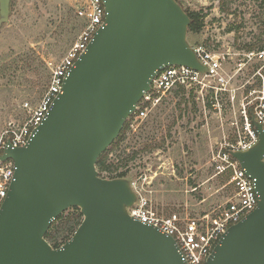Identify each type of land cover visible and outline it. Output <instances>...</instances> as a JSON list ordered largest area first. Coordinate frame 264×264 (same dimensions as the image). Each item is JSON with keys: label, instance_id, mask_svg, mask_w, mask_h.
<instances>
[{"label": "water", "instance_id": "obj_1", "mask_svg": "<svg viewBox=\"0 0 264 264\" xmlns=\"http://www.w3.org/2000/svg\"><path fill=\"white\" fill-rule=\"evenodd\" d=\"M12 0H0L7 23ZM106 19L76 62L25 147L5 148L14 178L0 211V264H186L176 241L128 214L131 182L105 179L99 158L120 136L158 73L184 66L208 73L188 42L179 0H103ZM258 142L231 155L256 181L258 207L222 236L207 264H264V126ZM72 208L83 221L58 249L46 239Z\"/></svg>", "mask_w": 264, "mask_h": 264}, {"label": "rangeland", "instance_id": "obj_2", "mask_svg": "<svg viewBox=\"0 0 264 264\" xmlns=\"http://www.w3.org/2000/svg\"><path fill=\"white\" fill-rule=\"evenodd\" d=\"M81 4L12 0L8 22L0 23L1 146L9 139L6 132L26 121L24 105L35 107L42 98L48 63H59L78 40L83 21L76 8ZM179 4L204 17L202 32H188V42L218 59L219 69L209 72L207 86L168 92L145 121L132 127L128 119L122 140L107 150L108 164L120 169L100 176L112 179L125 172L163 215L213 217L234 196L229 175H217L215 157L247 141L246 116L253 124V118L261 123L264 115V0ZM63 215L55 224L60 238L84 219L79 208Z\"/></svg>", "mask_w": 264, "mask_h": 264}, {"label": "built area", "instance_id": "obj_3", "mask_svg": "<svg viewBox=\"0 0 264 264\" xmlns=\"http://www.w3.org/2000/svg\"><path fill=\"white\" fill-rule=\"evenodd\" d=\"M81 1L82 4L76 8L77 17L83 21L78 40L59 63H48L50 78L42 98L35 107L29 103L24 105L28 113L27 119L23 125H13L6 132L9 139L3 146L0 145V156L9 144L13 148L25 147L28 144L33 133L47 118L55 99L63 92L66 77L79 58L87 51L96 33L105 25L106 11L103 0ZM194 49L200 61L208 68V73L201 74L184 66L169 67L160 71L152 82L151 90L144 94L136 111L129 118L132 127L145 121L150 113L161 104L166 94L176 87L182 86L184 89L193 90L198 85L207 86L209 72L217 73L219 61L202 48ZM260 121L264 126V115L260 117ZM244 125L248 134L247 141H241L237 146H229L215 157L217 175L228 174L229 183L234 192L233 198L217 215L213 214V217L207 214L197 217H184L178 214L163 215L152 200L143 194V188L136 182H131L138 199L133 206L128 208V214L141 223L154 226L161 233L174 238L186 264H207L209 257L228 229L238 224L258 207L259 196L256 181L231 155L232 151L249 150L258 142L257 132L248 116H246ZM6 163L10 164V168L4 167ZM13 178L14 162L12 160L3 162L0 157V211L8 196Z\"/></svg>", "mask_w": 264, "mask_h": 264}, {"label": "trees", "instance_id": "obj_4", "mask_svg": "<svg viewBox=\"0 0 264 264\" xmlns=\"http://www.w3.org/2000/svg\"><path fill=\"white\" fill-rule=\"evenodd\" d=\"M185 10V9H184ZM186 13L189 15L190 19H191V25L189 26V32H191L192 34H199L202 32L203 28H204V17L202 15H200L199 13H195V12H189L188 10H185ZM251 50V49H248ZM252 120V117L250 115L249 117ZM128 124V123H127ZM127 124L124 126L121 135L119 136L118 141L122 140V137L124 135V132L126 131L127 128ZM115 145V144H114ZM107 154L108 151H106L98 160L97 163V169L99 171V174L102 176L104 173H108V174H112L114 172H117L120 167L116 166V165H112V164H108L107 162ZM127 176V174L125 172H121L119 173L116 177H111L112 179H116V178H125ZM64 218V215H61L59 218L56 219V221L52 224V226L50 227V230L48 231L47 235H46V239L49 241V243H51V245L53 246V248L58 249L61 246H63L66 242H68L74 235V233L76 232V230L78 229V227L81 225L82 222L78 223V227L76 229H70L68 230V234L63 236L62 238H60V235H55L54 232L56 231V223L61 221ZM69 227L66 226V230ZM62 235V234H61Z\"/></svg>", "mask_w": 264, "mask_h": 264}]
</instances>
